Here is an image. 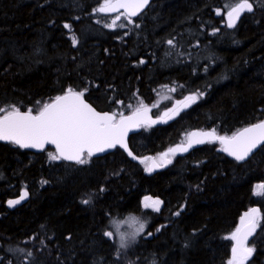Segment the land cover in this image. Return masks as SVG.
<instances>
[{
	"label": "trees",
	"instance_id": "obj_1",
	"mask_svg": "<svg viewBox=\"0 0 264 264\" xmlns=\"http://www.w3.org/2000/svg\"><path fill=\"white\" fill-rule=\"evenodd\" d=\"M249 1L253 11L230 28L224 11L240 0H151L137 16L119 12L113 27L112 14L95 11L104 0H0V108L36 113L71 88L119 117L166 87L175 102L197 99L131 135L135 155L161 153L195 128L232 135L264 120V0ZM49 153L0 142V264H226L227 236L250 207L261 220L246 264H264V188L253 193L264 184V145L239 162L205 143L154 174L119 148L85 164ZM23 189L27 201L8 209ZM145 197L160 210L143 209ZM127 214L146 227L122 248L105 233Z\"/></svg>",
	"mask_w": 264,
	"mask_h": 264
},
{
	"label": "snow or ice",
	"instance_id": "obj_2",
	"mask_svg": "<svg viewBox=\"0 0 264 264\" xmlns=\"http://www.w3.org/2000/svg\"><path fill=\"white\" fill-rule=\"evenodd\" d=\"M148 3L149 0H104L103 5L95 11L104 13L118 11L120 8H124L126 11L131 9L128 12V17H130L137 15V12ZM244 11H253V5L249 0H240L231 8L227 14L228 26L233 27L236 19ZM118 19L119 16L112 21V24L105 26L113 27ZM129 22L131 21L129 20ZM120 26L123 27V25ZM64 27L70 28V25L65 24ZM75 42V38H73V43L75 44ZM168 43L171 45L173 41L169 40ZM83 95V92L69 88L64 95L57 96L51 103H45L35 114L31 109L21 112L14 106L11 111L7 112H5V109L0 108V112H5L3 116H0V140L11 141L23 148L42 149L46 144H53L56 148V154L49 153L50 159L59 160L63 158L75 161L78 164L87 163L85 156L91 157L94 153L103 152L105 149L114 148L117 145L126 147L124 138L129 127L140 126L142 123L141 118L148 109L141 105L132 116L125 117L121 114L119 120H117L115 113L109 114L96 111L84 101ZM196 99L197 96L195 95L186 97L184 106L187 107L189 102H195ZM165 115H168V113H165ZM197 135L219 140L224 146L223 150L225 152L234 156L236 160L242 161L258 146L264 145V122L245 128L231 137L216 136L214 130L207 133H191L189 134L187 146H178V148L181 151H187L193 144L191 137ZM204 142L203 139L195 141L198 144ZM176 150L169 149L168 152L160 154L161 161L171 163V160L167 157L169 153H174ZM129 155H132V153L129 152ZM153 162L155 163V161ZM163 163L158 166H163ZM147 170L151 171L152 169L148 168ZM259 187L264 188V184ZM25 196H27L26 192L17 200H9V207L19 204ZM83 202L87 204L90 201L84 200ZM161 203L158 199L152 200L151 203H145L144 207L159 211ZM257 212L258 209H252L250 213L246 214L250 218L249 227L242 238L237 235L241 232L239 228L230 237V239L236 241V246L232 248L233 255L228 264H244L251 255L253 249L244 246L243 241L247 240V237L251 235L256 227L255 214ZM179 214V212L176 213V215ZM129 222L137 225V227L131 234H120L121 247L127 246V235H130L131 239L134 240L137 235L143 233L145 228V224L135 217H130ZM105 235L111 237L112 233L106 232ZM28 255H31V253H28Z\"/></svg>",
	"mask_w": 264,
	"mask_h": 264
},
{
	"label": "water",
	"instance_id": "obj_3",
	"mask_svg": "<svg viewBox=\"0 0 264 264\" xmlns=\"http://www.w3.org/2000/svg\"><path fill=\"white\" fill-rule=\"evenodd\" d=\"M150 2H151V0H149V3H148L147 5H145L142 9H140V10L137 12V15H139V14H141L143 11H145L146 8L149 6ZM249 2H250V1H249ZM250 3H251V2H250ZM234 6H235V5H234ZM230 10H231V9H229V10L225 13V15H224V19H225V22H226L227 26H228V15H227V14H228V12H229ZM130 11H131V9H128V10L126 11L124 8H120L118 11H109V12H107V13L114 14V13H118V12H123V13H125V14L128 16V12H130ZM251 12H252V11H251ZM251 12H248V11H244V12H242V13L240 14L239 18L236 19L234 26H236V25L238 24V22L240 21V19L242 18V16H243L244 14H246V13H251ZM137 15H135V16H137ZM130 17H134V16H130ZM234 26H233V27H234ZM228 27H229V26H228ZM230 28H232V27H230ZM64 94H65V92H64V93H61V94H59V95H57V96H61V95H64ZM57 96H55L54 98H52L48 103H51V102H52ZM83 99H84V101H85L86 103H88L89 105H91V104L85 99L84 96H83ZM184 102H185V99L182 100L180 103L176 104L173 108H171L172 111H169V112H168V115H164V116H154V115L151 113V110H150L149 108L146 107V108L148 109V111L146 112V114H144V115L142 116V118H141V119H142V123L140 124V126H138V127H137V126H131V127H129V129H128V131H127V134H126V136H125V138H124V143L126 144V147H121L120 145H117V146L114 147V148L105 149V151H103V152L94 153L90 158H96V157L103 156V155H105V154H108V153L112 152L115 148H119V149H121V150L126 154L127 158H128L130 161H132V162H135V163H141V164H142V163H145V162H148L147 169H148V168H151V169H152L151 171H148V170L146 169V172H147L148 174H154V173H156L157 171L166 168L170 163H163V162H162V163H163V166H158V165H160L161 163H158V162L154 159V156H153V155H145V156H137V155H135V154L130 150V148H129V145H128V139H129V137H130L131 135L138 133V132L140 131V129L142 128V126H145V125L157 126V125H162V124H167V123L172 122V121H173V120H174V119H175L180 113H182L185 109H187L188 107H190V106L194 103V102H189V103H188V106L185 107V106H184ZM91 106H92V105H91ZM92 107H93V106H92ZM93 108H94L96 111L101 112V113H105V112H106V113L112 114V112H110V111H99V110H97L95 107H93ZM20 111H21V112H26V111H28V110H20ZM135 111H136V109L133 110V111H130V112L126 113V114H123V116H125V117H127V116H132V114H133ZM33 114H35V112H33ZM1 116H3V115H1ZM119 118H120V116L117 117V120H119ZM261 122H264V120H260V121H258V122H255V123H252V124L246 125V126L240 128L239 130H237L234 134H236V133H238V132H241V131H243V129L248 128V127H251L252 125H255V124H258V123H261ZM212 131H213V129H199V128L192 129V130H190V131L187 133V135H186V140H185L184 142L174 144V145L168 147L167 149H165V150H164L163 152H161L160 154L168 152L169 149H177L174 153H169L167 159H170V160H171V158L169 157L170 155H173V156H175V157H182V156L187 155V154H188L189 152H191L193 149L198 148V147L204 145L205 143H209V142H215V143H218V144H220V146H221L222 149H223L224 146L219 142V140H215L214 138H209V137L200 136V135H197V136H193V137H191V139H192V141H193V144H192V147L188 148L187 151H181V150L178 148V146H182V147H186V146H187V142H188V139H189V134H191V133H197V134H199V133H207V132H212ZM214 132H215V135H216V136H226V137H231V136L234 135V134L229 135V136H228V135H222V134L217 133L215 130H214ZM198 139H203L205 142H204V143H199V144H198V143H195V141L198 140ZM0 142H1V143H11V144H13V145H15V146H18L19 148H21V149H23V150H26V151H29V152H32V153H40V152L45 151V150L48 149V148L53 149L54 152L56 153V148H55V145H53V144H46V145H44V147L41 149V148H23V147H20L19 145L15 144V143H13V142H11V141L0 140ZM260 146H261V145H260ZM260 146H258L256 149H254V150L252 151V153H250V154H249L244 160H242V161L238 160V161H239V162H245V161H246L251 155H253V154L257 151V149H258ZM223 151H224V150H223ZM129 152H131L132 155H129ZM224 152H225V151H224ZM225 154H226L229 158L235 159V157L229 155L228 152H225ZM134 157H135V158H134ZM145 158H153V159H145ZM61 159L64 160V161H66V162H69V163H76L75 161H69V160H65V159H63V158H61ZM142 161H143V162H142ZM153 161H155V163H154ZM25 192L27 193V196H25V198H24L23 200H21L19 204L15 205V206H12V207H9V205H8V201H9V200H17V199H19L20 196H21L23 193H25ZM27 199H28V192H27L25 189H23V190L20 191V193H19L18 196L13 197V198H9V199L6 201L5 204H6V207H7L8 209H13V208H15V207H18V206L24 204V203L27 201ZM153 200H156V199H153ZM159 207H160V206H159ZM248 227H249V221H248L247 223L243 224V225L239 228V229H241V232L237 234L238 237L242 238L243 235H244V233L247 231ZM254 234H255V229L252 231L251 235H249V236L247 237V240H246V241H243L244 246L247 247V244L250 242V240L252 239V237L254 236ZM234 246H236V241H235V240H232V248H233ZM249 257H250V256H249ZM249 257H248V258H249Z\"/></svg>",
	"mask_w": 264,
	"mask_h": 264
},
{
	"label": "rangeland",
	"instance_id": "obj_4",
	"mask_svg": "<svg viewBox=\"0 0 264 264\" xmlns=\"http://www.w3.org/2000/svg\"><path fill=\"white\" fill-rule=\"evenodd\" d=\"M232 6H233V3H232V4H231V3L227 4V6H226V10L224 11V13H226L230 8H232ZM224 13H223V14H224ZM117 16H120V15H119V12H118V13H114V14H112L111 21L115 20ZM120 21H121V18L119 17V19L116 20V23H115V24H119ZM111 23H112V22H111ZM155 93H156V92H155ZM168 93H169V94H168ZM170 93H172V91H170V90H169L168 88H166V87H162V88H160V89L157 90V96H156L155 101H154L152 104L143 105V106H145V107H147V108H149V109H151L152 107H155V108H156V111L158 112V113H157L158 115H156V116H164L165 113H168V112L171 110V108H173L176 104H178V102L180 103V102H181L182 100H184L186 97L193 96L192 94H188V95H186V96H183L181 99H179V100H177V101L175 102V101H173L174 98H173V96L170 95ZM195 96H197V95H195ZM168 102H169V105L167 106V103H168ZM45 103H48V102H47V101H42V102H40L39 105H38V110H40V109L43 107V105H44ZM140 106H141V104H135L134 107H133V109H131V110L133 111V110L137 109V108L140 107ZM16 108H17V107H16ZM3 109H5V108H3ZM11 110H12V107H10V108H6V109H5V112H7V111H11ZM27 110H29V109H27ZM131 110H130V111H131ZM5 112H1V113H3L2 115H4ZM186 135H187V133H186ZM186 135L184 136L183 140L180 141L179 143H182V142H184V141L186 140ZM153 156H154V159H155L158 163H162V161H161V159H160V153L154 154ZM169 157L171 158V155H170ZM84 158H87V156H85ZM142 165H143V168L146 170V169H147V166H148V162H145V163H143ZM260 185H261V184L257 183V184H255L254 187H253V193H254V195H256V196H260V195H262V193H263V189H262L261 187H259ZM146 198H150V197H145V198H143V200H142V206H143V209H148V210L154 211V210H152L151 208H145V207H144V204H145V203H151V201L153 200L152 198H150V199H146ZM252 209H257V208H255V207H250V208H248L246 211H244V212L241 214V216L239 217L235 229H234V230H233V231L227 236V238L230 239V237L232 236V234L236 233V230H237L238 228H240L243 224H245V223H247V222L249 221L250 218H249L248 216H246V214L250 213V211H251ZM130 217H135V218H137L140 222H143V223L145 224V227H146V220H145V217H143L142 215H139V214H127V215H123V216H121V217H115V218H112V219L110 220V223H109V229H108V232H111V233H112L111 238H112V239L118 244L119 247H121V246H120V234H121V233H124V234H131V233H133V232L135 231V228L137 227V225H135V224H131V223L129 222V218H130ZM255 220H256V227H255V231H256V230L258 229V227H259L260 220H261V214H260L259 210H258V212L255 214ZM242 221H243V223H242ZM144 230H145V228H144ZM143 232H144V231H143ZM141 234H142V233H141ZM141 234H139V235H141ZM139 235H137V236L135 237L134 240L131 239L130 235H127V236H126V238H127V245H129V244H131L133 241H135L136 238H137ZM231 241H232V239H231ZM247 247L253 249L252 245H250V244H247ZM122 248H124V247H122ZM252 252H253V251H252ZM232 255H233V254H232V252H231V255H230L229 259L227 260L226 264H228L229 260L232 259ZM251 255H252V253H251ZM251 255H250V256H251ZM249 258H250V257H249ZM249 258H248V259H249ZM248 259L244 262V264H246V262L248 261Z\"/></svg>",
	"mask_w": 264,
	"mask_h": 264
},
{
	"label": "flooded vegetation",
	"instance_id": "obj_5",
	"mask_svg": "<svg viewBox=\"0 0 264 264\" xmlns=\"http://www.w3.org/2000/svg\"><path fill=\"white\" fill-rule=\"evenodd\" d=\"M250 257H251V256H250ZM249 259H250V258H249ZM249 259H248V260H249Z\"/></svg>",
	"mask_w": 264,
	"mask_h": 264
}]
</instances>
